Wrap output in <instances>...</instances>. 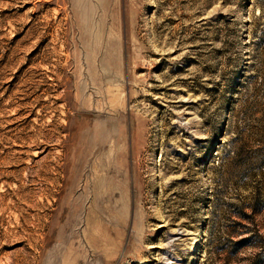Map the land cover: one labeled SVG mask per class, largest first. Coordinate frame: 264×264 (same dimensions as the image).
<instances>
[{"label":"rangeland","instance_id":"374dc122","mask_svg":"<svg viewBox=\"0 0 264 264\" xmlns=\"http://www.w3.org/2000/svg\"><path fill=\"white\" fill-rule=\"evenodd\" d=\"M0 264H264V0H0Z\"/></svg>","mask_w":264,"mask_h":264},{"label":"bare ground","instance_id":"6f19581e","mask_svg":"<svg viewBox=\"0 0 264 264\" xmlns=\"http://www.w3.org/2000/svg\"><path fill=\"white\" fill-rule=\"evenodd\" d=\"M99 2V1H98ZM89 12V11H88ZM84 25V24H83ZM198 238V237H197Z\"/></svg>","mask_w":264,"mask_h":264}]
</instances>
